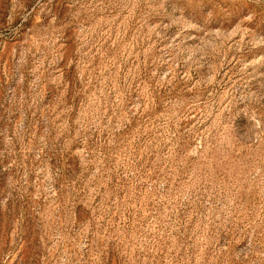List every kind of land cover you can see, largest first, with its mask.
Returning <instances> with one entry per match:
<instances>
[{"label": "rangeland", "instance_id": "rangeland-1", "mask_svg": "<svg viewBox=\"0 0 264 264\" xmlns=\"http://www.w3.org/2000/svg\"><path fill=\"white\" fill-rule=\"evenodd\" d=\"M0 264H264V0H0Z\"/></svg>", "mask_w": 264, "mask_h": 264}]
</instances>
